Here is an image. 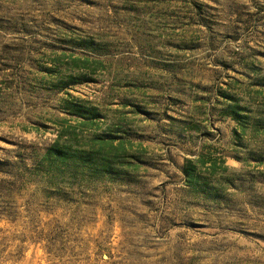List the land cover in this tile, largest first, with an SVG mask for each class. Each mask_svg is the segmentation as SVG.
Wrapping results in <instances>:
<instances>
[{
    "label": "rangeland",
    "instance_id": "rangeland-1",
    "mask_svg": "<svg viewBox=\"0 0 264 264\" xmlns=\"http://www.w3.org/2000/svg\"><path fill=\"white\" fill-rule=\"evenodd\" d=\"M0 264H264V0H0Z\"/></svg>",
    "mask_w": 264,
    "mask_h": 264
},
{
    "label": "trees",
    "instance_id": "trees-1",
    "mask_svg": "<svg viewBox=\"0 0 264 264\" xmlns=\"http://www.w3.org/2000/svg\"><path fill=\"white\" fill-rule=\"evenodd\" d=\"M227 114L233 118L234 120H237V115L239 114L238 111L236 110V107L233 105H230ZM240 123V121H237ZM56 154L58 156H64L65 153L61 149H54ZM207 163H210V168L214 169V161L211 159H205L202 155L198 159V165L201 167L206 166ZM196 167L197 165L192 163L191 161L186 160L183 166L181 167L180 171L183 174V179L184 182L187 184H192L194 182V178L196 177Z\"/></svg>",
    "mask_w": 264,
    "mask_h": 264
}]
</instances>
